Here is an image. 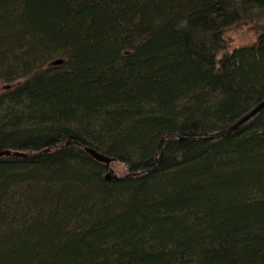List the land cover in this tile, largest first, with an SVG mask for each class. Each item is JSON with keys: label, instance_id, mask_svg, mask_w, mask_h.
Listing matches in <instances>:
<instances>
[{"label": "trees", "instance_id": "1", "mask_svg": "<svg viewBox=\"0 0 264 264\" xmlns=\"http://www.w3.org/2000/svg\"><path fill=\"white\" fill-rule=\"evenodd\" d=\"M0 82V264H264V0H0Z\"/></svg>", "mask_w": 264, "mask_h": 264}, {"label": "rangeland", "instance_id": "2", "mask_svg": "<svg viewBox=\"0 0 264 264\" xmlns=\"http://www.w3.org/2000/svg\"><path fill=\"white\" fill-rule=\"evenodd\" d=\"M256 34L257 32L255 29L254 22L241 21V22L232 24L228 26L225 30V39L227 41L226 47L227 49L230 50L231 48L235 46L250 43L256 38ZM44 52L46 51H42V53ZM46 55L47 54L44 53L43 55H41V58H43ZM56 56L57 55L50 57L49 59H53ZM2 84L4 83L0 82V86ZM120 167L121 166L119 165V168ZM28 183L19 184V186L16 187V190L13 189L16 193L13 191H10V193L13 192L15 195L13 200H8V203L10 201H12L13 203V204L9 203L11 208H9L8 205L5 203L6 201L2 202V205L0 206V234L1 236L3 235L2 233L10 230L9 229L10 227L15 230V229H19L22 225L25 224L20 221L27 219L26 222H28V218L34 219L37 217L38 213L42 215L48 212L49 209L39 205L37 203V200H35V197L33 196L34 193L36 192L35 184L30 183V182ZM23 192H25L24 195H23ZM27 192L29 194H27ZM32 193L33 195H30ZM33 201L34 203H32ZM35 206H41L40 211L39 209L35 208Z\"/></svg>", "mask_w": 264, "mask_h": 264}, {"label": "water", "instance_id": "3", "mask_svg": "<svg viewBox=\"0 0 264 264\" xmlns=\"http://www.w3.org/2000/svg\"><path fill=\"white\" fill-rule=\"evenodd\" d=\"M63 61L62 57H57L54 58L50 61V64H59ZM264 107V98L261 99L259 102H257L253 107H251L247 112L242 114L235 122H233L229 127L228 130H232L237 128L240 124L251 118L253 115H255L261 108ZM85 150L96 160L104 162L107 165V172L105 173V178L106 179H117L119 176L114 172L113 168L110 165V161L112 157L100 150H98L96 147L93 145L85 144L84 145ZM48 149V148H47ZM14 153V154H22V152L17 151V150H11L9 148H4L0 149V155L3 154H9V153Z\"/></svg>", "mask_w": 264, "mask_h": 264}, {"label": "bare ground", "instance_id": "4", "mask_svg": "<svg viewBox=\"0 0 264 264\" xmlns=\"http://www.w3.org/2000/svg\"><path fill=\"white\" fill-rule=\"evenodd\" d=\"M107 170H108V168H107ZM107 172V171H106Z\"/></svg>", "mask_w": 264, "mask_h": 264}]
</instances>
